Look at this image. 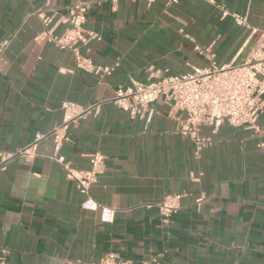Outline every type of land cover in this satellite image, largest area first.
Returning a JSON list of instances; mask_svg holds the SVG:
<instances>
[{
    "label": "crops",
    "instance_id": "0c3cea01",
    "mask_svg": "<svg viewBox=\"0 0 264 264\" xmlns=\"http://www.w3.org/2000/svg\"><path fill=\"white\" fill-rule=\"evenodd\" d=\"M78 1L92 2L85 26L101 37L83 50L97 64L118 63L110 75L80 70L70 50L34 40L44 29L38 12L54 15L61 34ZM262 30L264 0H0V42L12 37L0 58V150L47 134L36 157L0 170V259L5 250L7 264H97L114 251L132 264H264V112L257 129L203 127L214 142L197 155L163 100L149 121L113 103L119 87L151 71L207 66L195 45L210 46L219 65L243 61ZM66 101L100 103L72 124L62 154L83 170L92 152L106 156L91 195L116 210L112 223L82 208L86 196L49 158ZM174 193L183 209L167 225L158 204Z\"/></svg>",
    "mask_w": 264,
    "mask_h": 264
},
{
    "label": "built area",
    "instance_id": "2783aa9c",
    "mask_svg": "<svg viewBox=\"0 0 264 264\" xmlns=\"http://www.w3.org/2000/svg\"><path fill=\"white\" fill-rule=\"evenodd\" d=\"M137 1L152 3L155 0ZM168 1L176 4L182 0ZM91 5V1H78L72 4L67 17L69 27L61 34L55 32L54 15L38 12L44 29L34 40L37 43L49 42L61 49L70 50L80 70L103 77L110 75L118 63L113 66L97 64L83 50L91 41L101 38L98 33L87 30L85 26ZM235 18L238 22L243 20L237 15ZM256 32L257 29H251L252 34ZM11 38L0 42V58ZM195 50L209 60L207 66L195 67L192 71L179 75H157L155 71H151L147 81H136L131 86L119 87L113 103L131 118L139 117L149 121L155 112L154 103L163 100L170 107L169 116L177 121V132L189 138L193 142L196 154L200 155L204 148L214 142L212 136L202 134L203 127H210L213 134L218 133L224 123L245 129H257L258 120L264 112V30L261 31L251 52L240 62L219 65L210 46L195 45ZM99 106L100 103L86 107L69 101L62 103L64 119L49 133L54 143L49 158L63 167L67 178L75 181L80 192L86 196L82 208L100 210L101 221L112 223L116 210L100 206L91 195L92 188L99 182L105 170L106 156L100 150L92 152L89 154L90 168L83 170L73 167L62 154L64 144L70 140L69 131L72 124L93 113ZM46 136L47 134L39 133L29 145L13 152L0 150V170L11 160L17 158L31 160L36 157L38 143ZM183 197L181 193L170 194L158 204L164 224L168 225L183 209ZM204 198L195 200L197 209L201 207ZM5 254L4 250L0 264H7ZM97 264L132 263L121 259L116 252L108 251Z\"/></svg>",
    "mask_w": 264,
    "mask_h": 264
}]
</instances>
